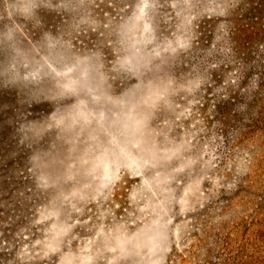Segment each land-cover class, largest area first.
<instances>
[{
	"label": "rangeland",
	"instance_id": "374dc122",
	"mask_svg": "<svg viewBox=\"0 0 264 264\" xmlns=\"http://www.w3.org/2000/svg\"><path fill=\"white\" fill-rule=\"evenodd\" d=\"M245 1L0 0V264H264ZM127 148L159 161L112 169Z\"/></svg>",
	"mask_w": 264,
	"mask_h": 264
},
{
	"label": "trees",
	"instance_id": "16d2710c",
	"mask_svg": "<svg viewBox=\"0 0 264 264\" xmlns=\"http://www.w3.org/2000/svg\"><path fill=\"white\" fill-rule=\"evenodd\" d=\"M243 1V0H241ZM247 3H242L244 5H241L238 8V11L236 13V15L234 16L233 19L230 20V23L232 24L231 26V31H232V36L231 38L234 39V42H238L237 47H241L243 45H245V42L248 41V38H251V35L248 34L246 31V26H248L250 23L252 25H257L258 22L256 20H254V12H264V0H260L257 3H259L258 5H253L251 7H249V3L251 2V0L249 1H245ZM191 20V16L187 17L184 22H188ZM248 20H250V22H247ZM134 42H141V39H132V43ZM140 49L138 47L135 48L134 52L132 53L131 57L128 58L129 62L132 61L133 63H137L138 60H141L143 57V53L139 52ZM159 52V50H157ZM156 50L154 52H157ZM154 52H151L152 54ZM260 76L264 75V72H260L259 74ZM171 83V80H168L165 82V84H169ZM128 151V152H127ZM130 149L127 148L126 150L124 149L123 152L126 153V156H116L115 158H113L111 160V164L110 167L112 169L115 168H120L123 164H133V167L138 169L139 165H146L148 163H157L159 161L157 156H152V157H146L145 159H142L141 156L139 154H137V152H129ZM168 154L165 155V157Z\"/></svg>",
	"mask_w": 264,
	"mask_h": 264
}]
</instances>
